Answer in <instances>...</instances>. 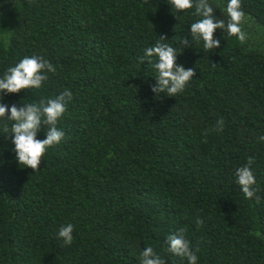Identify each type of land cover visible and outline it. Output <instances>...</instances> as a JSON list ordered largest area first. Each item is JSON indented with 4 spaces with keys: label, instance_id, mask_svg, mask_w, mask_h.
Wrapping results in <instances>:
<instances>
[{
    "label": "trees",
    "instance_id": "1",
    "mask_svg": "<svg viewBox=\"0 0 264 264\" xmlns=\"http://www.w3.org/2000/svg\"><path fill=\"white\" fill-rule=\"evenodd\" d=\"M210 2L226 19L225 0ZM241 9L246 41L217 30L209 52L179 44L197 17L166 0H0V75L32 55L56 68L0 103L72 92L65 138L37 171L17 166L12 122L0 119V264H140L149 246L187 264L165 251L181 229L198 264H264V0ZM160 36L196 72L175 97H154L138 59ZM249 158L259 202L234 181ZM67 223L71 245L56 235Z\"/></svg>",
    "mask_w": 264,
    "mask_h": 264
},
{
    "label": "clouds",
    "instance_id": "2",
    "mask_svg": "<svg viewBox=\"0 0 264 264\" xmlns=\"http://www.w3.org/2000/svg\"><path fill=\"white\" fill-rule=\"evenodd\" d=\"M171 11L187 13L197 19L188 28L189 36L179 38V44L184 49L191 48L192 43L202 42L203 48L209 52L221 45L220 38H214L217 30L227 33L230 37H236L240 43L246 41V33L242 28L245 21V13L241 9V0H225L223 13L225 18H218L210 0H166ZM167 39L160 36L155 44L145 47L139 62H147L154 72V83L149 84L154 97H175L184 92L185 88L195 76V69H186L177 62L179 56L176 47L166 43ZM55 66L42 56H25L0 75V98L4 95L19 94L28 89H39L48 80L50 73H55ZM72 99V92L63 90L58 96L42 99L37 103H22V106L13 104L8 106L0 103V119L7 118L11 121L10 139L11 151L14 154L15 163L19 168L37 171L42 158L52 146L59 145L65 138V132L57 127L60 118L65 114L67 104ZM47 126L44 139L38 138V133ZM224 128V120L216 122L215 131L221 132ZM264 140V136L260 137ZM251 158L243 166L237 167L234 181L239 186L245 199L259 198L256 195V179L251 169ZM5 162L0 160V167ZM200 223V221H198ZM74 225L67 223L62 225L57 238L65 245L73 242ZM167 253L172 256L187 260V264H198V256L185 238L184 231L167 236ZM140 264H165L160 254L149 246L140 252Z\"/></svg>",
    "mask_w": 264,
    "mask_h": 264
}]
</instances>
